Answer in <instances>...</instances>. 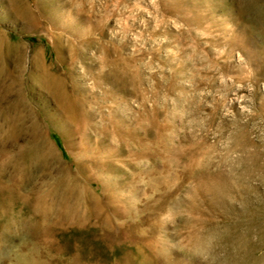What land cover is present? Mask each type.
Wrapping results in <instances>:
<instances>
[{
	"label": "rangeland",
	"instance_id": "rangeland-1",
	"mask_svg": "<svg viewBox=\"0 0 264 264\" xmlns=\"http://www.w3.org/2000/svg\"><path fill=\"white\" fill-rule=\"evenodd\" d=\"M27 4L0 0V264H264V0Z\"/></svg>",
	"mask_w": 264,
	"mask_h": 264
},
{
	"label": "bare ground",
	"instance_id": "bare-ground-1",
	"mask_svg": "<svg viewBox=\"0 0 264 264\" xmlns=\"http://www.w3.org/2000/svg\"><path fill=\"white\" fill-rule=\"evenodd\" d=\"M8 1L15 10L18 17H20L21 19L27 21L28 23H36L38 21L37 12L33 10L32 7L29 8L27 4V0H8ZM34 73L35 74H33V76L36 78V80L40 82L42 88L47 89L52 94H56V95H60L62 93V83L60 81V78L54 74H50L47 67L36 63Z\"/></svg>",
	"mask_w": 264,
	"mask_h": 264
}]
</instances>
